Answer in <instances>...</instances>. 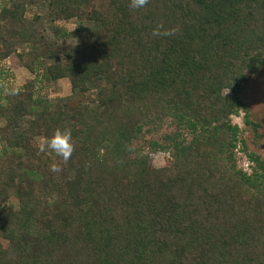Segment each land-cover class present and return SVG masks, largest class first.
I'll return each instance as SVG.
<instances>
[{
  "label": "trees",
  "instance_id": "1",
  "mask_svg": "<svg viewBox=\"0 0 264 264\" xmlns=\"http://www.w3.org/2000/svg\"><path fill=\"white\" fill-rule=\"evenodd\" d=\"M72 20L83 42L50 38ZM20 48L34 78L0 102V264H264V157L232 121L259 139L264 0H0V62ZM62 79L74 97L41 106L37 84ZM66 128V162L39 150Z\"/></svg>",
  "mask_w": 264,
  "mask_h": 264
},
{
  "label": "rangeland",
  "instance_id": "2",
  "mask_svg": "<svg viewBox=\"0 0 264 264\" xmlns=\"http://www.w3.org/2000/svg\"><path fill=\"white\" fill-rule=\"evenodd\" d=\"M34 14H42L47 16L48 9L39 6H33L28 11V17L31 18ZM57 28H65L71 33V36L61 40V44H78L85 40V33L79 30V24L72 20L69 22L55 21L48 23L47 33L50 38L55 37ZM23 49H18V53L12 54L8 59L0 62V102H6L9 97L14 94L22 92L24 86L33 80L34 76L23 66L18 54L22 53ZM36 98L45 103L56 105L60 100H65L74 97L71 90L69 80L62 79L56 82H42L37 84L35 89ZM96 93L92 92L89 96L83 98V101H91L96 103ZM78 100H73L72 105L76 104ZM245 101L250 109L253 121L261 125L259 129L260 137L255 141L252 132L246 127L243 116H234L232 121L237 124L241 130V136L250 145V150H253L264 157V65L254 74L251 75V80L247 86ZM41 106L47 105L40 103ZM148 137V136H147ZM149 138V137H148ZM252 140V143H251ZM253 140L256 144H253ZM44 142L40 139V144ZM152 164L156 169L169 167L171 162V154L169 152L158 151L151 155ZM237 164L238 168L247 173H251V163L244 152L238 147L237 149Z\"/></svg>",
  "mask_w": 264,
  "mask_h": 264
},
{
  "label": "clouds",
  "instance_id": "3",
  "mask_svg": "<svg viewBox=\"0 0 264 264\" xmlns=\"http://www.w3.org/2000/svg\"><path fill=\"white\" fill-rule=\"evenodd\" d=\"M149 3V0H130V7L133 9H142ZM175 29H165L164 26L157 25L153 31V36H172ZM75 148L72 132L70 129H57L50 138L45 140L39 145V150L44 152L47 150L53 151L57 156L61 157L63 161H67ZM52 172H58L60 170V164L52 163L50 165Z\"/></svg>",
  "mask_w": 264,
  "mask_h": 264
}]
</instances>
